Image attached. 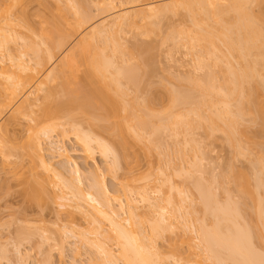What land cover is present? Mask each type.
Returning <instances> with one entry per match:
<instances>
[{
	"label": "bare ground",
	"instance_id": "obj_1",
	"mask_svg": "<svg viewBox=\"0 0 264 264\" xmlns=\"http://www.w3.org/2000/svg\"><path fill=\"white\" fill-rule=\"evenodd\" d=\"M50 1L37 0V5L44 8L49 7ZM53 1L61 2V0ZM65 2L70 5L68 6ZM65 2L63 3L69 7V10L73 9L68 11L69 17L65 16L66 12L60 11V13L57 9L62 10L63 3H61L62 6L60 5L62 8H60L54 2L55 8L50 2L55 9L52 10L50 6L48 10L51 12V16L48 10H46L48 13L46 16L49 15L51 20L54 18L52 34L50 36H48L50 32L46 34L47 36L43 34L45 38L40 41L41 43L38 41L41 37L38 39L36 36L38 44L29 52L30 54L33 53L30 59L25 60L22 57L26 45L23 44L21 49L24 48L20 54L17 56L13 54V56L10 53L11 57L13 56L11 60L9 51L4 49L7 42L2 43L4 39L1 40L2 38H0V42L2 41L1 43L4 44V46L0 45V52L5 51L9 54V56L7 55L8 58L5 57L7 53L2 54L0 62L6 59L12 62L13 59L17 61H15L16 68H13L16 69L15 71L11 69L12 67H5L7 64L4 65V61V63L1 62L3 65L0 63V167L7 171H3L2 174L5 177L9 173L11 177L15 176V171H11V169L16 166L17 168L22 167L20 164H23V159L26 160L24 156H27L28 165L26 163V167H23L26 169L25 172L30 174L27 175L25 172L21 174V176L27 175V178L24 177V179L27 180L31 175L30 177L36 181L34 175L39 177V172L36 169L40 167L42 172L45 171L52 177L56 176L58 180L54 178L59 183L58 185H60L59 179L62 182V187L66 190H61V193L65 191L62 193L63 195L57 194L52 197L53 192H49L51 201L54 200L57 203L59 200L60 204L58 202L57 206L65 205L63 201L69 198L67 194H71L75 199L83 196L84 205L87 206L86 204L89 203L88 207L83 205L82 197V202L79 203V198L72 205V209L73 206L75 210L78 209L80 217H76L78 210L65 211L67 222L65 219L63 226L69 228V224L74 221L76 223L77 220L75 219L78 218L80 220L83 218L82 220L87 223V226H92L86 227L78 233L83 242L85 240L86 243L91 242L95 246L94 248L99 253L98 257H102L99 258L100 261L103 260L101 263L165 264L163 263L165 261L164 255L158 248L156 241L163 237L164 229L166 230L167 226H170L166 214L169 212L168 209H173L174 205L180 208L184 200H190L187 197H190L191 194H186L184 191L183 195L188 196L183 197V190L176 189L174 193L177 195L174 197L171 196L170 192L163 195L162 206L151 202L147 182L159 179L161 186L167 184V189H171L172 186L167 182L168 178L163 176L165 172L162 167L160 168L164 174L158 168L159 166L153 173L149 171V168L146 172H138L136 167L141 159L148 160L153 152V142L156 143L155 139H158L157 137L160 135L158 133L161 130L170 131L173 137L179 133L188 134L190 130L196 128H202L208 138L219 132L224 138L222 140L231 150L232 161L229 163L228 160V165H231L228 167L226 178L229 177L238 199L235 197L237 201L231 200L228 193L229 189H221L222 193L224 192V200L219 202L212 188L213 183L216 185L223 184L218 182V179L216 181L210 177L211 180L208 179L210 181L207 180L206 182L201 181L204 180L200 179L201 177L192 179L193 188L198 193L200 211L204 220L208 219L209 222L206 224L201 217V220L197 221L199 223L197 229L196 227L192 228L193 224L190 226L198 231L200 240L197 239L202 241V248H205L207 259L213 264H264V0H125L126 5H128L126 8L90 25L88 22L95 17V11L93 17L91 15L93 11L91 13L89 7L95 5L94 8L100 13H102L101 11L106 12L109 7H114L111 0H66ZM7 3L0 7V30H3L4 33L11 31L14 38L17 34L12 32L11 27L13 26L14 29V25L10 24L12 20L8 19L6 13H9L11 8L15 10V3H20L23 7L20 8L19 6L18 13L21 10L20 16L24 18L23 20L30 23L33 16L30 12L28 13L29 1L9 0ZM35 8L37 11L39 10L36 6ZM56 9L58 14L54 12ZM40 12L42 13V11ZM41 15L43 16L44 13ZM178 15H184L185 20L188 19L190 27L187 29L178 27L180 31L171 33V36L180 35L181 38H177L181 45L194 56L195 70L200 69L201 71V69L207 68L209 71L205 76L203 75V79L201 74V76H197L200 79H195L196 74H194L193 77L195 78L192 80H189L190 77L185 79L182 75L184 79H180L175 75L178 80L180 79L178 83L181 85L174 82V86L171 85L173 84L171 81L174 79H170L171 81L166 79L169 84L167 85L163 83L164 81L157 80V76L161 79L160 75L157 74L156 78L151 77L154 74L152 72L155 64L151 62L152 54L150 52L153 49L150 52L145 49L146 55L141 53L142 59L138 58L137 60L135 56L138 52L136 53L134 49L135 56H133V52L129 49L130 46L134 48L135 43L126 49L120 42L119 36L127 30L134 35H142L150 39L154 34L157 35L158 31L160 33L161 22L163 23ZM42 16L39 17L42 18ZM34 21L37 22V20ZM27 22L26 24H28ZM23 24L25 23L23 22ZM39 24L37 27L36 24L33 26L37 29ZM86 24L89 26L87 27ZM85 26L87 28H84ZM31 27L29 28L32 31L33 27ZM39 29L43 33L44 28L42 27L41 30L39 27ZM161 31L164 32L163 29ZM7 33L6 35H8ZM31 33L42 35L39 34V30H35V32L33 30ZM165 34L164 36H166ZM31 35L33 36V34ZM33 38L35 37L33 36ZM162 40L164 39L162 38ZM4 41H7V36ZM178 42L176 46L180 44ZM29 44L31 45L32 42ZM30 45L28 47L27 42L26 47L29 49ZM17 48L15 49L18 53L21 49ZM57 53H60L61 56ZM141 54L139 52V56ZM15 63L12 66H15ZM47 66H49L48 70L35 87V90L40 91L41 94L32 98L31 95L34 92H31L20 100L21 94L27 87L31 86L38 76L37 74ZM214 68H216V73L211 70ZM159 70L162 71L163 69ZM162 73L164 72L162 71L160 74L163 75ZM213 73L217 76H213ZM181 80L186 81L182 84ZM176 85L179 86L176 87ZM170 86H174L176 89ZM195 92L196 94H193ZM71 113L78 114L80 118L78 115L75 118L76 115ZM24 120L26 123L23 122ZM22 123L26 125V128H23L26 129L28 135L25 141L22 140L23 143L19 144V141L16 140L18 138L15 136L19 135V130L21 132ZM23 128L22 131H24ZM251 130L258 133L260 137L258 141L249 136L250 133L248 132ZM53 131L61 136H67L68 133H71L74 140L80 145L82 155L93 162L94 165L91 170L93 169L94 172L100 169L94 160L95 152L102 159L108 160L105 171L114 179H119L126 203L119 197L112 195L115 190L112 191L105 186L106 183L102 180L104 173L98 175L102 169L97 174L89 172L90 170L87 171L91 183H85L88 185L85 188L87 187L89 191L85 189L86 192H83V188L74 187V184L78 185L82 181L80 179L81 170L77 162L69 159L64 148L59 145V140H52L50 133ZM147 133L149 139L151 137L150 140L147 139ZM20 136H18L19 139ZM14 140L18 142L16 143ZM44 140L49 144L47 148L50 154L56 152L57 157L64 158L69 164L70 176L73 174L72 176L76 178H72V180L74 179L72 183H76L72 184L67 181L68 179H65L69 177H64L62 171L60 172L63 166L55 168L51 161L45 158L46 150L44 151V146H42ZM158 143L161 144L159 141ZM135 146L139 148L138 151L134 148ZM253 147L257 153L252 157L249 156V152L251 148L254 149ZM195 152L190 157V165H193L195 158H197ZM204 153L203 156L206 155ZM238 157L248 158V166H252V169L248 167L249 171L247 172L251 173L244 172L245 169L242 171L233 167L235 166L233 159ZM199 160L197 161L200 164ZM36 166L39 167L35 168ZM193 167L195 166L193 165ZM193 170L195 169L193 168ZM184 172L183 176L192 177L191 170L187 169ZM21 176L19 175V177ZM223 177L225 178V176ZM183 179L186 181L185 178ZM186 179L188 180V178ZM55 183L53 181L52 185L56 188L57 183ZM60 187L58 186V189ZM221 188H224V185ZM47 193L46 191L45 194ZM79 194L80 196H77ZM134 194L139 196L149 209H158V212L153 216L147 214L149 217L146 218L149 219V223L146 230L135 213L138 206L134 203ZM56 196L57 200L55 199ZM33 197V200H36L35 196ZM45 198L48 197L45 195ZM113 199L117 201V205H113ZM66 205H68V200ZM67 207L69 208L70 204ZM38 208L42 209L37 206L35 211ZM53 210L58 209L53 208ZM150 210L153 212L154 209ZM35 211H33L35 215L39 216L40 212L36 213ZM98 216L99 218H97ZM99 219L103 221L100 222ZM104 221L108 224V229H104L101 225ZM22 229L18 227L21 233L18 232L21 235H23L22 232L27 235L34 234V231L29 233L25 229L22 231ZM72 231L74 232V229ZM15 232H13L14 237L17 234ZM63 232L65 234V231ZM75 232L77 231L75 230ZM48 233L50 234V232ZM31 236L32 234H30ZM25 237L27 236L24 235ZM47 237L52 239L49 235ZM57 237L56 243L60 239L59 236ZM17 238H21V236L16 237L15 243H17ZM107 238L114 240L118 245L117 258L122 260L121 263L117 262L116 254H113L106 246L104 240ZM61 243L60 241L59 247L57 246L59 250L62 248ZM15 245H13L14 249ZM3 249L0 253H6V249L4 251ZM16 249L14 254L20 259L22 253L19 252L18 248ZM47 260L49 259L47 258Z\"/></svg>",
	"mask_w": 264,
	"mask_h": 264
},
{
	"label": "rangeland",
	"instance_id": "obj_2",
	"mask_svg": "<svg viewBox=\"0 0 264 264\" xmlns=\"http://www.w3.org/2000/svg\"><path fill=\"white\" fill-rule=\"evenodd\" d=\"M27 1H29V5L27 7V9L29 11L28 10L27 11H28V13L30 12L33 16V17L31 16L32 22L28 23L27 21L23 20L24 18L20 16L21 10L18 13L19 6H20V8L23 6L20 3L19 4L15 3V7H14L15 10L13 8H11L10 9L11 12L9 10L8 11L9 13H6V15L8 14L7 16H8V19L10 21L12 20L10 24L14 25L15 30L13 29V26L11 28H12L13 33L16 32V34H17L16 37L13 38V35H11V31L9 32L10 36H8L9 33L6 32L8 34V35H6V33H4L3 30H0V38H2L1 40H3V39L5 40V38L7 36V41L3 40V42L2 41L1 42L2 43L7 42L6 43L7 45L5 44L6 48H4V49H5V51H9L8 52L9 54L12 53V55L14 54L15 56H17V54L21 53V51L23 50L24 47H25V49L26 48L28 49V47L30 45L29 42L30 43L32 42V44L30 45L31 50L29 51L30 48L28 50L24 49L22 52L23 53L22 57H24L25 60L26 59L28 60L32 57L31 55H33V53L30 54L29 52H31L33 47L36 44H38L37 40L40 37H41L40 40H38L39 43H41L40 41H43V39L45 38V37H43V34H44V36H47L46 34L49 32L50 33L48 36H50L52 34L54 18H53V20H51L50 17H48L49 15L51 16V12L48 10L50 8V6H51V9L53 10L56 8V5H54V2L58 5L57 7H59L61 5V3L65 2L66 0H61V2H59V3L51 0L50 2H51V4L53 3L55 8H53L54 6L51 5L50 2H49L50 6L48 5L49 7L46 6L44 8L42 6L37 5V0H27ZM58 1H60V0H58ZM87 1H90V0H87ZM111 1H112L111 4H113V6L115 8L109 7V9H107L106 12L101 11L102 13H100L99 10L97 11L96 8H94L95 5L94 6L90 5V6H93V7H89V9L91 10V13L93 11V13L91 15L93 16L94 11H95V14H94L95 17L93 16L94 18L92 17L93 19L90 20L91 22L90 21L88 22L89 25L92 23H97L98 21H101L103 18H106V17L110 16L111 14H113L117 11H120V10H122L128 6V5H126L125 0H121V1L120 0H111ZM6 2L9 3V0H0V7H3V5L6 4ZM2 3H4V4L2 5ZM65 3H63L64 6L67 4V3L66 4ZM67 5L69 6L70 4H67ZM67 5L65 7L63 6V8L60 6V8H62V10L59 8H57V9L59 12L60 11L66 12L65 16L69 17V12L72 11L73 9L70 7L71 10H69V7ZM35 6L39 9L38 11L35 8ZM66 7H68V8H66ZM42 9H45V10H42ZM57 9L54 10V12H56V14L59 13L57 11ZM110 9H111V11H110ZM46 10H48L50 13L47 16H46V14H48V13ZM40 11H42V13ZM36 12H38V13H36ZM54 12L52 11V14H54V16H55ZM43 13H44V15L42 16L41 14H43ZM39 16H42V18ZM33 18H34V20H37V22H35L33 20ZM39 18H40V20H39ZM46 18H48V19H46ZM29 19H31V18H29ZM38 20H39V22H38ZM12 22L17 23V24H14V23L12 24ZM23 22L25 24L27 22L30 25L29 26H28V24L25 25V24H23ZM188 22H189L188 19L185 20L184 15H182V16L178 15L175 17H171L170 19H167L163 23L161 22V24H162V26L160 28L161 35L158 31L159 35L154 34L152 37L148 36V37H150V39L147 37H144L142 35H134L133 33L126 30L124 33H121L122 35L120 34L121 35V36H119V38H121L120 42L126 47V49L128 46L134 45V43H135V45H137V47H139V48H137V47H135V45H134V48H132L133 46H130L131 48L128 47L130 49V51L133 52V53L131 52L133 54V56H135L134 55L135 54L134 49H135L136 53L138 52V54L136 55L137 57L135 56V58H137V60H138V58L142 59V54L146 55L145 49H148L149 52H150V50L153 49L150 52L152 54V61L151 62H153L155 64L154 65L152 64L154 66L152 73H154V74L153 75L151 74L152 75L151 77L153 78V76H154L156 78V75L158 74V75H160L159 77L161 79H159L157 76V80H161V82L164 81L163 83H166L167 85H169L168 81H171L173 79H174V81H171V83H173L171 85L178 83L181 78L187 79L188 77H190L189 80H192L195 78V77H193L194 74H196L195 79H197V78L200 79V77H197V76H201V75H202L201 78L203 79V75L205 76V74L208 73L209 70H207V68H203V70L201 69V71H200V69L195 70L196 69L195 64H194L195 61L193 60L194 56H193V54L191 55L190 53H188L183 48L180 40L177 38L180 35L178 36V34H175L174 36H171V33L174 34L177 31H180L178 29H180L181 27L183 29H187V27L189 28L190 25L188 24ZM32 23L36 24L35 25L36 27L39 23L41 25L39 24L38 28L36 29V27L33 26ZM88 24H86L87 27L89 26ZM30 26L33 27V28L32 27L31 28L34 30V32H35V30H39V34L42 32V31H40L39 27H41V30L43 27L44 29H43V33H41L42 35L39 36L38 33H36V34L31 33V32H33V30L32 31L30 30V28H29ZM86 26L84 28H87ZM178 27H180V28H178ZM48 28H50V29L48 30ZM161 29H163L164 32H162ZM169 30H171V31L169 32ZM163 33L164 34L167 33V34H165L166 36H164ZM31 34H33V36L35 38H33V36ZM3 35H5V36L2 37ZM29 35H31V36H29ZM36 36H37V38L38 37L39 38L37 39ZM8 37H10V38H8ZM30 37H32V38H30ZM174 37H175V39H174ZM162 38L164 40H162ZM179 38H181V37H179ZM30 39H31V41H30ZM171 40H173L175 42V45H174V42ZM178 41L180 42V44H178L179 47L176 46ZM1 42H0V45L2 44ZM27 42H28V47H26ZM144 43H147V44L144 45ZM23 44L24 45L26 44V45L21 49V46ZM2 45L4 46V44H2ZM140 46H142V47H140ZM17 47H19L21 49L20 52H18V53L16 50V49H18ZM5 51L0 52V56H3L2 54H6L7 52H5ZM26 51H28V52H26ZM139 52H140V54L142 53L140 56H139ZM8 53L6 54L5 57H7V55L9 56ZM25 53H26V56H25ZM57 55H60V53H57ZM57 55H56V58H58ZM13 56L11 57V54H10L9 58H11V60H12ZM11 60L9 61V59H6V60H3L5 63L3 61H1V62H3L4 65L7 64V65H5V67H12L11 69L14 70L13 68L14 67L16 68V63H15L16 59H15V61L13 59V62ZM7 62H9V63H7ZM3 63H1V65H3ZM14 63H15V66H12ZM8 64H10L11 66ZM48 68H49V66L45 67L44 70H42L39 74H37L38 76L34 79L31 86L27 87V89L19 97L20 100L23 99V97H25L27 94H29L31 92H34L31 95L32 98L37 94L38 95L41 94L40 91L35 90V87H36L38 81H41L42 77L44 76V74L46 73ZM156 69H158V70L156 71ZM159 69H163L162 71L164 73H162V74L164 76L160 74L162 71ZM215 69L216 68L211 69V70L212 71L214 70V72L216 73L217 71ZM213 74H210V75H213ZM169 75H170V77H169ZM175 75H177L178 78L180 77V79L178 80L177 76H175ZM171 76H174L175 78L171 77ZM191 76H192V78H191ZM213 76H217V74L216 75L214 74ZM166 77H168V78H166ZM163 79H165V80H163ZM166 79H168V81H166ZM175 79H177V81H175ZM157 80H153V81H157ZM189 80H187V81L189 82ZM182 82L183 81L181 80V83ZM179 85H181V84H179ZM179 85H176V87ZM174 86H170V87L176 89ZM193 94H196V92ZM194 99L196 100V97ZM138 100H141V99H138ZM71 114H73V113H71ZM73 115H76L75 118H77L78 114L75 113ZM78 118H80L79 115H78ZM23 122L26 123L25 120ZM24 123H22V127L20 126L21 132H20V130H19V133L17 132L19 134L18 136H20V133H21V136H23V137L20 136L21 141H20L18 136H15L18 138L16 140L19 141V142L17 141L19 144L23 143L22 140L25 141L26 136L28 135V133L25 131L26 129L23 128L26 126ZM47 123H49V122H47ZM84 124H86V123H84ZM22 128L24 131H22ZM201 129L202 128L192 129V130H190L191 132L190 131L188 132V134L187 133H179L180 135L178 134V135H175L174 137H173V135H171L170 131L169 132L167 130H161L162 132L159 131L158 135L159 134L160 135L157 137L158 139H155L156 143L155 142H153L154 144L152 143L154 145L153 150H152L153 151L152 154L149 156L148 160L141 159L139 164L136 167L138 172H146L147 168H149V171H151L152 173L157 169L158 166H159L158 168L160 170H161L160 167H162V170H164V172H165V174H164L163 171L161 170L162 174H164L163 176L168 178L167 182L169 184H171V186H172L171 189H167V184L161 186V181L159 179H157L155 181L150 180L149 182H147L148 191H150L149 197H150L151 202H155L156 204L162 206L163 202H161V199L163 198V195L165 193L167 194L170 192L171 196L174 197V195H177L174 193L176 189H182L183 190L182 191L183 197L188 196V195H186V196L183 195L184 191L186 194L187 193L189 195L191 194L190 197L189 196L187 197V199L190 198V200L189 199H188V201L184 200L183 203H181L182 205L180 208H177V205H174L173 209L172 208L168 209L169 212L166 214V217H167L166 219H167V222L170 223V226L169 227L167 226L166 230L164 229L163 237L159 238L156 241L158 248L161 250L162 254L164 255L165 261L163 263H165V264H213L212 261L207 259L208 257L206 256V254H205L206 252L204 251L205 248H202L203 243H202V241H199L200 239H199V235L197 233L198 231L192 229L195 227L197 229L198 224H199L197 221L201 220V217L206 224H208V222H209V220L207 218H205V219H207L206 221L204 220V217L202 216V212L200 211V208H199V203H198L199 199L197 196L198 193H196L195 188H193L194 182L192 183V181L195 178L201 177L200 179H204L201 181L206 182L208 179H210V177H212V180L215 179L217 181V179H218V182L223 183L221 185L217 184L219 186H217L215 183L212 184L213 185L212 188H213L215 195H216V198L219 200V202H222L224 200L223 199L224 198V196H223L224 192L222 193L221 189H227V190L229 189L228 193H229V197L231 200L237 201V199H238L236 196V192L233 189V184L230 182L229 177L226 178L227 172H228V167L231 165V164L228 165V160H229V163H231V161H232V159H231L232 155L230 154L231 150H230L229 146L226 143H224V141H223L224 138H222V135H220L219 132L218 133L216 132V134L214 133L215 134V135L213 134L214 136L208 138L206 135V132L203 129L202 130ZM189 133H191V134L189 135ZM248 133H250L249 136L252 137V139H255L257 141L260 139L258 133L255 130H251ZM145 134H144V136H145ZM50 135H51L52 140H59L58 141L59 145L64 148L69 159L77 162L78 167L81 170L82 174H81L80 179L82 180L81 181L82 184L79 183L80 184V186H79V184L78 185L74 184L76 182L72 183L73 180L76 178H74L72 176L73 174L70 176L71 173H70V170H68L70 167L69 164L66 163L64 158L57 157L56 156L57 154L55 155L56 152H52L53 154H50V152L48 151V148H47V147H49V144L46 140H44L42 146H44L43 147L44 151L46 150L45 151V156H46L45 158H48V160L51 161L52 166L55 168L61 167V166L64 167V168L61 167V169L60 168L59 169H60V172L62 171V174L64 175V177H69V178H65V179H68L67 180L68 182H71L72 184H74L73 185L74 187L83 188V192L85 191V189L89 191V189H87V187H88L87 184H89L91 182L89 181L90 177L88 178V176H90V175L87 171L90 170L89 172L97 174L102 169V172H100L98 175H101L102 173H104V175H103L104 179H102V180L104 181V183H106L105 186H107V188H109L112 191L115 190L114 191L115 193H113L112 195L119 197L124 203H126L125 196L123 195V189H122L121 185L119 184V179H114L111 175H109L105 171L106 166H107L106 162L108 160L102 159L100 156H98V153L96 154V152H95V154H94L95 159L94 160L97 163V165L100 167V169L96 170L94 172L93 169L91 170V168L94 165L93 162L90 159L86 158L84 155H82L81 147L74 140L73 135L71 133H68L67 136L66 135L61 136L56 131H53L50 133ZM205 135H206V137H205ZM147 137H148L147 139H149L148 133H147ZM159 137H160V139H159ZM145 138H146V136H145ZM150 139H151V137H150ZM158 141L161 142V144H159ZM134 148L136 149V151H138V149H139L137 146H135ZM203 149H205L206 151H204ZM178 151H179V153H178ZM194 152L197 156V158H195V162L193 164L195 167H193V165H190L191 164L190 163V161H191L190 157L192 156V154ZM203 153L206 155L203 156ZM255 153H257V150L255 148L254 149L251 148V150L249 152V156L253 157L255 155ZM201 154H202L203 158H202V156H200L201 158L199 157V155H201ZM24 158H26V160L23 159L24 160L23 164H20V166H22V167L23 166L26 167V163L28 162V157L24 156ZM197 160L200 161V164ZM233 160H234L233 165H235V166H233L234 168L236 167L239 170L241 169L242 171H244V169H245L246 171H244V172L249 171L248 167H250L252 169V166H248L249 162H248V158H246V157H242V158L238 157V158H235ZM27 165H28V163H27ZM22 167L17 168V166H16L15 167L16 170H14L15 168L11 169V171L12 170L15 171V173H14L15 176H13V177H11L10 173L8 174L7 177H5V175L2 173H3V171L4 172H7V171L3 170L0 167L2 169V171L0 170V177H1V179H0V247H1L0 251L2 248L6 249L5 250L6 253H0V264H12V263L13 264L14 263H16V264H50L51 262H52L51 264H103V263H101V262H103V260L100 261V259H99L101 256L98 257L99 253H98L97 249L94 248L95 246L92 245L91 242L86 243L87 241H85V240L83 242V239L81 240L80 235L78 233V231H80L86 227H92V226H87V223H84V220H82L83 218H81V220H80V218L75 219V220H77L76 223H75V221L72 224L70 223L69 228H68V226L67 227L63 226V224H65V223H63V221H65V219H66L65 218L66 217L65 211L66 212H67V210L73 211V209H74V211L78 210V209L75 210L74 206L72 209V205H74L75 204L74 202H77L79 198H80L79 203H80V201L82 202V200H83L82 203L84 205L85 204L84 203L85 200L83 199L84 197L81 196L82 200H81V197H78V199H75L71 194L70 195L67 194V196L69 198L68 199L66 198V199L68 200V205L70 204L71 208L69 207L70 208L69 209L67 207L68 205H66L67 204L66 199H65L66 201H63V203L65 202L64 206H59V205L57 206L56 204L59 202V200H57V196L55 198L58 201L57 203H56V201L54 202V200L51 201V199H49L51 197V196H49V192H51V191L53 192V195L51 194L52 197H55V195H57V194L63 195L62 193H64L66 190L64 187H62L63 184L60 181V179L58 182H60L62 189H61L60 185H58L59 183H57V181L55 180L56 176H54L55 177L54 178V177H52V175L50 176L49 173L45 172L44 170H43L44 172H42V169H40L39 166H36L35 168L39 167L36 169L39 172V174L37 173L39 177L37 178V175H34V178H36L37 180L36 181H35V179L33 180L32 177H30L31 175H29L28 179L26 180V178H27L26 176L30 173L25 172L26 169L24 167L23 168ZM193 168L195 170H193ZM187 169L191 170L192 177H190V178H189V176L188 177L183 176V174L185 173L184 171H186ZM251 169H250V171H252ZM9 172H10V170H9ZM24 172L27 175L21 176V174H24ZM200 172L202 173V175ZM247 173H251V172H247ZM83 174H84V177H83ZM19 175L21 177H19ZM194 175H195V177H193ZM198 175H199V177H198ZM223 176H225V178ZM24 177H26V178L24 179ZM51 177L53 178V180L51 179ZM72 178H74V179L72 180ZM85 178H87L88 180ZM183 178H185L186 181H184ZM186 178H188V180ZM50 179L52 182L50 181ZM56 179L58 180V178H56ZM69 179H71L72 181ZM189 179H191V180H189ZM102 180H101V182H102ZM210 180H208V181H210ZM53 181H55L57 183V184L55 183L56 188L52 185ZM30 182H32V183H30ZM85 183H87V184H85ZM42 185H43V188L45 187L44 189L48 192L47 193L48 195L45 194L46 191L44 192ZM190 185L191 186L193 185L192 188ZM222 185H224V188H221ZM58 186L60 187L59 189H58ZM85 186H87V187L85 188ZM54 188H55V190H54ZM63 189L65 191L61 193V190L63 191ZM193 189H194V191H193ZM194 192H195V194H194ZM68 193H70V192L68 191ZM45 195L48 198H45ZM33 196H35L36 200H33V198H34ZM65 196H66V194H65ZM70 196H71V198H70ZM77 196H80V194ZM195 196H197V197H195ZM133 198H135L134 203L137 204V206H138L135 213H136L137 217L139 218V220L142 221L143 228L146 230L148 227V223H149V219H147L146 217L153 216L154 214H156L158 212V209L157 208H150V209H154L153 212H151V210L147 207V204L145 202H143L142 200H140L139 196L134 194ZM38 199H40V200L38 201ZM49 201L51 202V205H50ZM188 202H190L189 203L190 205L188 204ZM36 203H37V205H36ZM112 203H113V205H117V201L114 199L112 200ZM192 203H195L196 205L195 204L193 205ZM58 204H60V202ZM88 204H86L87 206H85V205L84 206L88 207ZM37 206L41 207L42 209L38 208V210L35 211L37 209ZM50 208H52L51 213H50ZM53 208L58 209V210H53ZM125 209H127L126 206H125ZM32 210L35 211L36 213L39 211L40 212L39 216L35 215V213ZM53 211H56V212L54 213ZM57 211L59 212V214H57L58 213ZM22 212H24V213H22ZM32 212H33V214H32ZM79 212L80 211L78 210V212H77L78 215L76 214V217H80ZM200 213H201V215H200ZM54 214L55 215L57 214V216H54ZM147 214H149V216ZM58 216H60V217H58ZM38 217L41 219V221H39L40 219ZM55 217L57 218L56 220H58L59 222L55 220ZM141 217H145V218H141ZM197 217H198V219H197ZM97 218H99V216ZM42 219H43V221H42ZM100 219H99V221H100ZM102 221L103 220H101L100 222H102ZM66 222H67V219H66ZM104 222L101 225L103 226L104 229H108V224L106 222L105 223ZM190 225H192V228ZM18 227H19V229L23 228V229L27 230V232H29V233L34 231V234L30 233V234H32L33 237L32 236L30 237V234H28L29 236L27 234H24V232H22L23 235H21L20 234L21 231L18 230ZM15 228H16V230H15ZM59 228H61V229H59ZM63 228H64V230H63ZM23 229H22V231H23ZM73 229H74V232L72 231ZM28 230H30V231H28ZM57 230H59L60 232H58ZM61 230H62V234H61ZM75 230L77 232H75ZM15 231L17 232V234ZM51 231L53 234L51 233ZM63 231H65V234ZM194 231H196V232H194ZM13 232H15V234H16L15 237H14ZM48 232H50V234ZM59 233L62 237H65V238H62L59 235ZM17 235L21 236V238H17V240L19 239L18 241L16 240V242L17 243L19 242V244L14 242L16 237H18ZM24 235L27 237L24 238ZM48 235H49V237H52V239L48 238L47 237ZM196 235H198V237H196ZM57 236H59V238H60L58 243H56L58 240V239H56V238H58ZM60 241L63 243V245L61 243L62 248L59 250L57 248V246L60 243ZM104 241H105L106 246L111 250V252L113 254H116L115 257H116L117 262L121 263L122 260L117 258L118 257V255H117L118 245L116 244V242L110 238H107ZM13 245H15V249L18 248L19 252L22 253V255L20 254V259H19V256L14 254L15 249H14ZM17 245H19V246H17ZM4 249H3V251H4ZM16 256H17V258H16ZM47 258L49 260H47ZM17 259H19V260H17ZM222 264H225V263H222ZM233 264H238V263H233Z\"/></svg>",
	"mask_w": 264,
	"mask_h": 264
}]
</instances>
